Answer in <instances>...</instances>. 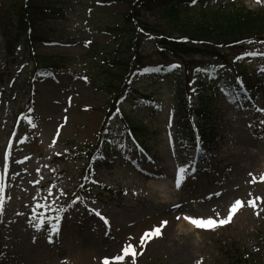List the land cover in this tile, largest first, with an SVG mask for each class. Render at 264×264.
I'll return each instance as SVG.
<instances>
[{"label": "rangeland", "instance_id": "1", "mask_svg": "<svg viewBox=\"0 0 264 264\" xmlns=\"http://www.w3.org/2000/svg\"><path fill=\"white\" fill-rule=\"evenodd\" d=\"M41 1L52 12L42 20L47 40L36 43L33 51L71 59L60 71L44 74L34 73L33 62L17 42L14 27L21 0H0V161L5 151L9 153V171L0 181V264H103L105 258L114 264L113 257L122 254L128 237L138 253L136 264H228L237 257L235 248L243 258H250L249 264H264V180L260 179L264 113L256 111L264 109V73L260 71L264 60L248 63L245 71L238 67L213 70L215 84L199 91L211 104L210 128L219 138L198 143L197 151L196 142L178 137L182 111L172 90L180 85L187 92L185 64L152 56L156 44L153 36L148 37L144 47L150 57L145 64L179 65L172 67L174 75L134 79L137 94L153 95L161 109L145 106L142 97L127 96L121 115L111 122L103 158H94V164L86 166V147L95 146L110 99L100 83L105 73L102 66L111 67L112 60L107 58L111 51L99 52L100 44L110 41L105 27L115 26L130 11L131 0ZM203 4L206 11L218 6L264 8L255 0H204ZM143 18L151 26L161 21L154 13ZM180 19L197 21V5L182 7ZM90 47L97 48V56L88 54ZM199 66L202 72L211 67L206 62ZM237 77L244 91L235 83ZM195 83L193 79L192 89L197 88ZM26 107L30 116L21 114ZM124 118L136 127L141 125L149 139L148 156L125 151L130 145L127 132L120 130ZM188 164L194 170L189 169L176 189L175 169ZM49 189L56 196L53 208L69 205L52 243L46 222L40 231L28 223H39L41 213L45 221L53 216L52 209L42 207L52 204ZM237 199L242 202L240 209L229 223L214 230L197 229L184 220L185 215L226 217ZM248 200L256 207L248 206ZM92 209L109 224L104 225ZM161 221H167L161 234L147 240L141 252L139 238ZM125 259L131 264L130 257Z\"/></svg>", "mask_w": 264, "mask_h": 264}, {"label": "trees", "instance_id": "2", "mask_svg": "<svg viewBox=\"0 0 264 264\" xmlns=\"http://www.w3.org/2000/svg\"><path fill=\"white\" fill-rule=\"evenodd\" d=\"M201 1L197 0L200 3ZM189 2L191 0H131L130 11L123 14L115 26L105 27L108 29L107 36L110 35L111 38L110 41L100 44L99 52L104 49L110 50L111 53L107 58L111 59L112 63L108 69L102 66L105 73L100 88L110 96L100 126L102 130L108 119L115 112H119L123 98L141 96L139 95L141 93L137 94L138 90L132 84L136 77L163 71V67L160 68L159 64L144 63L145 59L150 57L145 53L144 47V41L148 37L153 36V42L156 44L157 51L152 56L162 57V59L171 57L183 59L200 55L229 62L228 60L246 47L250 51H264V43H261L264 42V9L257 11L246 9L225 11L223 8L215 11L201 10L200 13L198 12L197 21L185 23L180 19L181 8ZM50 12L52 9L41 0H21L16 12L14 28L19 34L17 42L24 46L26 53L34 63V70L40 73L46 70H57L69 60L60 56H40L33 51L37 42L47 39L42 20ZM152 13L161 19L157 26L145 23L143 18L146 14ZM183 39L188 42L184 43ZM96 52L97 48L90 47L88 54L97 56ZM145 68L150 71L145 73L143 71ZM176 97L185 104L182 95L176 94ZM146 99L147 96L144 95L143 102ZM207 105L201 101L198 107L188 111V115L196 119L197 124H195L194 131L198 134L199 130L202 137H206V128L201 130L198 125H206L209 113ZM188 120L191 121L189 118ZM183 125L186 128L184 134L192 137V127H189V123H183ZM124 129L132 134L135 133L136 125L130 118H124ZM97 147L101 150L99 145ZM238 258L241 259V255ZM245 262L241 260V263Z\"/></svg>", "mask_w": 264, "mask_h": 264}, {"label": "snow or ice", "instance_id": "3", "mask_svg": "<svg viewBox=\"0 0 264 264\" xmlns=\"http://www.w3.org/2000/svg\"><path fill=\"white\" fill-rule=\"evenodd\" d=\"M191 3L194 5L197 3V0H191ZM255 3L257 4H264V0H255ZM86 44L89 42H85ZM264 43V42H261ZM250 57V58H264V51H245L241 56L236 57L237 60H242L244 57ZM172 67H179V65H173ZM145 73L149 72L150 69L145 68L143 70ZM197 71H200V69H197ZM261 73H264V68L260 69ZM86 79V77L84 78ZM235 83L240 86V90L244 91V86L243 82L237 77ZM221 91L225 92L227 94L226 89H221ZM245 96H247V92H245ZM71 98H69L70 100ZM257 112L264 113V109L261 108H256ZM67 120V117H65V121ZM260 124L264 125V119L260 120ZM34 126V125H33ZM171 126V118L169 122V127ZM251 127V125H249ZM59 134V129H57V135ZM53 144H55V139H53ZM10 146V145H9ZM196 150H200V146L197 143ZM0 165H2L3 173L0 174V181H3L4 177L8 174L9 171V153L5 151L3 153V159L0 161ZM194 170V165L188 164V165H183V166H177L175 169V178H174V184L176 189H180L182 186V183L186 179L187 175L189 174V169ZM39 171V170H37ZM251 175V174H250ZM255 179V177L253 178ZM261 180H264V175H261L260 177ZM54 187V186H53ZM3 191L2 186H0V192ZM61 196L66 195V193L61 192ZM218 195V194H217ZM52 200V204H44L42 207L45 208H50L55 212L54 216L48 217L47 221H45L44 215L41 213L39 215V223H32V220H28V223L33 226L37 231H40L41 228L44 226L45 222L47 223L48 226V242L52 243L53 241V236L58 235L60 232V227H61V220L63 219V214L67 212V209L64 207H56L53 208L52 205L55 204L56 201V196L53 192L52 189H49L48 192V197ZM79 199L78 197L74 200H72V204L76 203V200ZM259 199V197H257ZM248 206L255 208L256 205L252 200L247 201ZM3 199L0 197V212L3 211ZM40 207V205H37ZM242 206L241 200L237 199L235 202L230 206V208L227 210V215L226 217L221 218L220 214H216V218L213 217H207V218H194L188 215L184 216V220H186L188 223H190L193 227L197 229H205V230H214L218 226L225 225L229 223L234 215L235 212H237L240 207ZM173 207L179 208V205H174ZM95 212V215L100 218L104 222V225H108L109 221L107 218L102 216L99 211H96L94 209L90 210ZM20 215V214H18ZM179 219V217H177ZM167 224V221H161L159 227L153 228L151 231H146L140 238H139V246L141 252L143 251V246L146 244L147 240L152 239L153 237H157L161 234V228L164 227V225ZM35 239V238H33ZM132 237H128V240L124 243V246L122 248V254L119 252L113 257L114 264H120V262H124V264H128V261L125 259L126 257L131 258V264H136V255H138L136 249L133 246ZM103 264H109V260L107 258L104 259ZM197 264H199V261H197Z\"/></svg>", "mask_w": 264, "mask_h": 264}, {"label": "bare ground", "instance_id": "4", "mask_svg": "<svg viewBox=\"0 0 264 264\" xmlns=\"http://www.w3.org/2000/svg\"><path fill=\"white\" fill-rule=\"evenodd\" d=\"M164 203H167V201L166 200H164ZM172 213V212H171ZM173 214H175V213H173ZM177 216V214L175 215V217Z\"/></svg>", "mask_w": 264, "mask_h": 264}]
</instances>
